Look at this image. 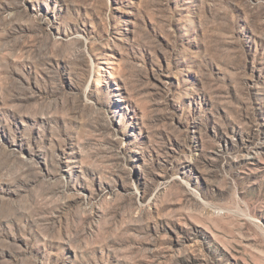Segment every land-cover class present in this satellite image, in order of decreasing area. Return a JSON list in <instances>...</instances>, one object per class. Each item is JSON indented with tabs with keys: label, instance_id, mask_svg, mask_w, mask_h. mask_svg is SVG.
Instances as JSON below:
<instances>
[{
	"label": "rangeland",
	"instance_id": "1",
	"mask_svg": "<svg viewBox=\"0 0 264 264\" xmlns=\"http://www.w3.org/2000/svg\"><path fill=\"white\" fill-rule=\"evenodd\" d=\"M0 264H264V0H0Z\"/></svg>",
	"mask_w": 264,
	"mask_h": 264
}]
</instances>
